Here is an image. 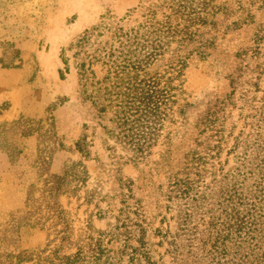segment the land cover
<instances>
[{
  "label": "trees",
  "instance_id": "1",
  "mask_svg": "<svg viewBox=\"0 0 264 264\" xmlns=\"http://www.w3.org/2000/svg\"><path fill=\"white\" fill-rule=\"evenodd\" d=\"M124 23L110 15L86 29L69 45L70 57L63 49L60 76L65 78L74 58L84 98L100 118L112 114L103 126L108 137L128 148L137 162L161 143L156 164L166 170L167 180L146 191L120 174L107 194L88 191L87 203L99 197L120 206L107 229L89 225L74 238L60 197L77 194L90 174L82 161L65 164L43 180L42 189L29 192L27 207L33 212L26 224L46 228L50 222L46 229L53 231L46 248L21 251L18 263L160 264L154 246L166 244L174 264H264V92L254 94L264 76V0H156L135 25ZM246 30L249 44L233 55L236 64L214 55L220 40ZM193 59L215 61L229 90L200 97L189 92L185 70ZM0 63L16 67L9 60ZM96 64L105 70L102 79H97ZM244 83L252 91L240 97L241 108L249 112L240 114L243 127L234 135L237 123L228 124L237 107L235 93ZM87 85L93 87L89 93ZM226 149L235 156L227 171V160L221 161ZM76 150L89 156L86 134ZM15 152L12 147L8 154ZM36 192H41L38 198ZM99 203L102 219L108 211ZM157 218L160 226L155 227Z\"/></svg>",
  "mask_w": 264,
  "mask_h": 264
},
{
  "label": "rangeland",
  "instance_id": "2",
  "mask_svg": "<svg viewBox=\"0 0 264 264\" xmlns=\"http://www.w3.org/2000/svg\"><path fill=\"white\" fill-rule=\"evenodd\" d=\"M152 1L156 0H0V59L16 65L6 68L0 63V264H19L16 255L21 251L46 248L47 235L53 229H46L50 222L46 228L26 224L25 217L33 212V208L27 207L28 196L34 187L42 189L43 180L51 173H60L65 164L82 161L90 174L77 194L60 197V204L72 221L74 238L89 225L96 230L107 229L120 206L117 200L101 201L99 197L87 203L88 191L97 189L101 195L107 194L115 186L114 176L120 174L146 191L166 182V170H160L156 164L163 148L161 143L147 159L135 161L128 148L105 133L103 126L110 124L112 114L100 118L91 101L84 98L74 58L70 59L65 78L60 76V70L65 68L63 49L70 57L73 50H68L69 45L86 29L110 15L124 19V24L135 25ZM248 35L247 30L228 34L219 41L214 55L233 66V55L249 44ZM93 68L97 79H102L103 67L96 64ZM218 68L212 59H193L185 70V88L199 97L227 92L228 80ZM248 78L249 75L244 79ZM261 84L260 91L254 93L259 97L264 92V76ZM87 88V93L93 89L90 85ZM246 89L250 90V85L244 83L235 93L237 107L228 124L237 123L234 135L243 127L240 114L249 112V108H241L240 97ZM17 121L20 123L15 124ZM83 134L89 142L87 157L76 150ZM232 142L233 138L228 147ZM59 143L64 147L60 148ZM12 147L19 152L10 156ZM227 149L221 156L222 163L227 160L226 171L235 164L234 154L228 156ZM41 173L44 175L39 179ZM40 193L36 192L35 198ZM98 201L100 209L108 211L102 219L98 217ZM159 219L155 227L160 226ZM171 228L175 229L174 221ZM152 241L158 243L160 237H152ZM167 247L154 246L160 264H174L165 253ZM21 264L39 263L34 260Z\"/></svg>",
  "mask_w": 264,
  "mask_h": 264
}]
</instances>
